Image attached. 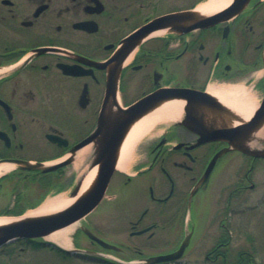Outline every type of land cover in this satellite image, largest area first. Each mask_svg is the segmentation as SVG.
<instances>
[{"label":"flooded vegetation","instance_id":"flooded-vegetation-1","mask_svg":"<svg viewBox=\"0 0 264 264\" xmlns=\"http://www.w3.org/2000/svg\"><path fill=\"white\" fill-rule=\"evenodd\" d=\"M206 2L0 0V215L23 214L59 183L73 181L66 170L74 166V148L98 128L101 115L153 95L138 120L174 102L179 116L156 121L152 135L134 148L129 170L117 165L103 199L80 220L75 246L50 248L109 264L119 257L144 263L177 250L186 236L188 250L196 232L193 203L231 172L233 154L242 165L252 160L229 200L245 190L242 181L259 160L232 147L229 133H222L230 116L205 93L219 98L211 89L242 84L264 98V0H248L240 11L211 20L168 17L141 32ZM228 4L202 14L224 12L234 2ZM231 249L225 234L204 261L255 264Z\"/></svg>","mask_w":264,"mask_h":264},{"label":"rangeland","instance_id":"rangeland-1","mask_svg":"<svg viewBox=\"0 0 264 264\" xmlns=\"http://www.w3.org/2000/svg\"><path fill=\"white\" fill-rule=\"evenodd\" d=\"M246 89L252 97L258 100L261 99L256 92ZM150 135L152 134L142 138H148ZM260 148H264V141ZM251 160L250 158L248 164L242 165L245 160L241 156L233 154L230 157L231 172L221 178L217 177L214 179L209 190L193 203L194 215L192 223L196 226V232L192 245L186 251L183 259L174 264H209L204 261L206 253L210 250L213 243L221 236H225V234L231 239L233 256L238 251H243L247 255H252L255 264H264V159L257 160L252 171H250L249 179H243L245 190L233 195L232 200H229V192L236 187L247 170L251 168ZM66 171L67 177L70 176L69 172L73 175V181L66 179L64 183H59V187H56L57 190L49 192L46 196L44 195L39 205L46 198L57 193L66 192L70 194L76 174L78 178L80 176L74 166ZM251 183H254V185L252 186ZM224 221L226 222V228L222 227ZM77 223V226L81 224L80 221ZM76 230L70 235L71 246L66 247L67 249L75 246L74 234ZM37 241H40L41 246L35 247L33 242H26L24 239L4 245L3 251L0 252V264H108L99 259H86L76 254L63 255V253L61 254L50 248L49 244H45L48 241L56 242L46 236L37 238ZM105 253L110 258L118 257L114 252ZM131 256L136 258L137 254L132 252ZM119 258L124 264H132L135 261H139L138 259L128 261L124 259L125 257Z\"/></svg>","mask_w":264,"mask_h":264},{"label":"water","instance_id":"water-1","mask_svg":"<svg viewBox=\"0 0 264 264\" xmlns=\"http://www.w3.org/2000/svg\"><path fill=\"white\" fill-rule=\"evenodd\" d=\"M247 1L248 0H233L234 4H231L226 9V11L216 13L211 16L201 14L198 10H189L186 12L163 16L157 19V21L154 22L155 24L147 26V29H142L143 31L141 32L144 33L150 29L151 26L162 23V21L168 19V17L172 19L178 16H184L188 19L204 16L206 18L204 20H211L221 17L227 13V15H231L237 11H240L245 5L244 3ZM112 90L116 92L117 85L114 89L110 88V91ZM205 95L212 98L218 107L225 108L231 118L239 119L238 122L232 123L234 125L233 127L230 126L232 124L227 123L226 128L222 129V133H229V135H226V137L228 140H230L232 147L242 151L243 153L252 155L255 158H264V148L251 147L243 141L247 136L257 130L264 123V98L262 102H260L255 108L252 115L248 119H245L241 118V114L239 112L232 109L221 99L206 93ZM153 97V95L146 96L132 106L127 108L120 106L117 110L106 111L103 115H101L98 128L74 148L75 150H79L88 144H93L92 152L84 162L81 170L84 172L81 174L76 186L71 191V196L77 197L76 200L70 206L51 214L19 218L18 220L0 225V247L21 238L45 237L50 232L81 220L93 209H95L106 193L110 179L118 165L122 145L129 131L138 121L140 113L143 112L146 107H149L152 104L151 102ZM222 152H218L212 159L207 173L211 171L216 159ZM67 163L69 162L65 161L54 164L52 166L43 168V171L55 170L63 165H66ZM32 166L40 167V165ZM94 168H96V172L92 183L86 191L79 194L84 176L88 173V171ZM89 233L92 234L91 232ZM93 237L105 247L119 249L117 246L105 242L95 235H93ZM188 244L189 236L185 238L181 246L176 251L149 257L145 259V262L146 264H156L163 262L170 263L171 261L177 260L184 255Z\"/></svg>","mask_w":264,"mask_h":264},{"label":"bare ground","instance_id":"bare-ground-1","mask_svg":"<svg viewBox=\"0 0 264 264\" xmlns=\"http://www.w3.org/2000/svg\"><path fill=\"white\" fill-rule=\"evenodd\" d=\"M230 0H207L205 4H200L198 9L204 13H210L217 11L226 6ZM221 100H223L231 108L239 112L241 118L248 119L255 108L257 107L259 100L252 97L250 92L244 85H228L223 87H215L211 89ZM179 116L178 105L176 102L166 104L162 109L157 112L146 116L136 122L129 131L121 149V154L118 162V167L124 170L130 169V162L132 159L133 150L136 145L141 141L142 137L146 136L151 127L156 121L161 119H176ZM238 118L227 117V123L232 124L238 122ZM264 140V123L243 141L251 147H260ZM93 144H88L79 149L76 154L74 167L77 170H82L84 162L92 152ZM11 169V166H4V172ZM84 172V171H83ZM96 168L88 171L84 176L80 192L86 191L92 183L95 176ZM77 197L71 196L66 192H60L53 196L46 198V200L38 205V207L29 210L22 217L14 216H0V225L18 220L19 218H27L33 216H41L51 214L53 212L60 211L70 206ZM73 222L58 230L50 232L46 235L48 239L54 240L63 247L71 246L70 235L77 229V223Z\"/></svg>","mask_w":264,"mask_h":264},{"label":"trees","instance_id":"trees-1","mask_svg":"<svg viewBox=\"0 0 264 264\" xmlns=\"http://www.w3.org/2000/svg\"><path fill=\"white\" fill-rule=\"evenodd\" d=\"M34 244H35V247H37V246H41V243L38 242V241H36ZM247 256H248V257H252V255L250 256V254H248Z\"/></svg>","mask_w":264,"mask_h":264}]
</instances>
